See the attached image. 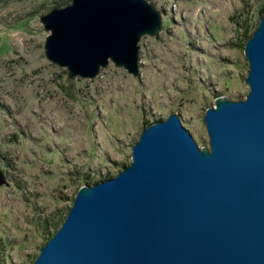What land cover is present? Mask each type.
<instances>
[{
    "label": "rangeland",
    "instance_id": "374dc122",
    "mask_svg": "<svg viewBox=\"0 0 264 264\" xmlns=\"http://www.w3.org/2000/svg\"><path fill=\"white\" fill-rule=\"evenodd\" d=\"M147 1L162 23L137 43V75L109 61L94 78H69L44 53L49 32L40 16L71 0H0L2 264H30L84 177H113L129 165L148 124L176 112L207 146L205 109L218 96L241 100L248 92L236 23L247 19L254 30L264 0Z\"/></svg>",
    "mask_w": 264,
    "mask_h": 264
},
{
    "label": "water",
    "instance_id": "95a60500",
    "mask_svg": "<svg viewBox=\"0 0 264 264\" xmlns=\"http://www.w3.org/2000/svg\"><path fill=\"white\" fill-rule=\"evenodd\" d=\"M40 21L47 59L94 78L109 61L137 75V43L162 18L147 0H71ZM243 55L248 92L205 109L207 146L176 112L150 123L129 165L78 188L30 264H264V14Z\"/></svg>",
    "mask_w": 264,
    "mask_h": 264
},
{
    "label": "trees",
    "instance_id": "16d2710c",
    "mask_svg": "<svg viewBox=\"0 0 264 264\" xmlns=\"http://www.w3.org/2000/svg\"><path fill=\"white\" fill-rule=\"evenodd\" d=\"M60 7V5L58 4V3H55V5L52 7V9L53 8H59ZM258 13H259V17H261V15H263L264 14V1H263V3L260 5V8H259V10H258ZM237 24V26H238V30H239V28H240V31H241V38H240V41L242 42V47L244 46V44H245V42L247 41V39L251 36V34L253 33V31L254 30H250L249 29V25H248V20L247 19H245V20H243V21H241V22H237L236 23ZM159 120H161V119H156L155 121H159ZM149 125V124H148ZM109 178V176H104V180L105 179H108ZM88 178H85L84 177V180H85V185H91V184H95V183H98V182H100V181H103V178L102 179H98V180H94V181H92V182H88V181H86ZM43 227V229H45L46 228V223H45V225H43L42 226ZM52 236V235H51ZM50 237H47V239L46 240H48ZM0 264H2L1 262H0Z\"/></svg>",
    "mask_w": 264,
    "mask_h": 264
},
{
    "label": "flooded vegetation",
    "instance_id": "af4514ba",
    "mask_svg": "<svg viewBox=\"0 0 264 264\" xmlns=\"http://www.w3.org/2000/svg\"><path fill=\"white\" fill-rule=\"evenodd\" d=\"M104 178V177H103ZM104 180V179H103Z\"/></svg>",
    "mask_w": 264,
    "mask_h": 264
}]
</instances>
